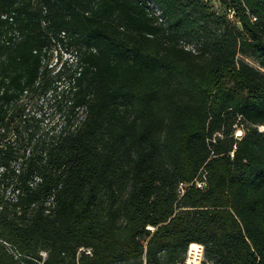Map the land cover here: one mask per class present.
Segmentation results:
<instances>
[{"label": "trees", "instance_id": "16d2710c", "mask_svg": "<svg viewBox=\"0 0 264 264\" xmlns=\"http://www.w3.org/2000/svg\"><path fill=\"white\" fill-rule=\"evenodd\" d=\"M261 127L264 0H0V264H264Z\"/></svg>", "mask_w": 264, "mask_h": 264}, {"label": "rangeland", "instance_id": "374dc122", "mask_svg": "<svg viewBox=\"0 0 264 264\" xmlns=\"http://www.w3.org/2000/svg\"><path fill=\"white\" fill-rule=\"evenodd\" d=\"M212 3L218 7L220 5V0H212ZM66 46L67 45H61V44L58 45L56 50H54V52L49 54V59L47 58L49 60L48 68L49 70H51L50 77L54 79L55 81L57 79L56 78V75L58 74L57 71L63 62H68V64L70 65H72L71 63L73 62H74L73 65L75 64L73 53L71 49L67 48ZM240 58L256 66V64L251 59H246V58H243L242 56H240ZM55 84L59 86V88L57 89L53 88L51 91L47 93L46 96H42V97L35 96L29 102V105H30L29 108H31V112H36L37 116H39V114L42 113L46 118L47 124L58 121V117L60 115L56 113V105L58 101L61 100V98H63L62 92L65 91V96L67 95L68 89H66L67 87H65L66 86L65 78H63L60 82L56 81ZM56 95H57V98L55 99ZM82 113L83 112L81 111L78 114V116H81ZM242 128L240 127L237 129V132L235 134L236 137L241 136L243 134L244 131L242 130ZM261 129L263 130V128ZM150 228L153 229L151 230L152 232L156 230V228L154 227H150ZM185 264H186V261H185ZM195 264H208V263L205 262V259L203 257L201 261H198Z\"/></svg>", "mask_w": 264, "mask_h": 264}, {"label": "built area", "instance_id": "2783aa9c", "mask_svg": "<svg viewBox=\"0 0 264 264\" xmlns=\"http://www.w3.org/2000/svg\"><path fill=\"white\" fill-rule=\"evenodd\" d=\"M229 1V0H224ZM149 12H151L155 17H157L159 23H163L165 26L167 25V22L165 18L162 16V10L153 2H149ZM230 18H234V11H230L229 13ZM255 19V18H254ZM62 37L66 35L65 32H62ZM66 42V41H65ZM191 49L194 51L195 49L191 47ZM263 128V127H261ZM262 130V129H261ZM264 130V128H263ZM207 173L203 171L201 175L196 177L194 180L190 182H181L177 186V194L179 197H182L187 190H189L192 187L205 190L208 186V180H207ZM149 230H153L152 228L148 227ZM192 245H190V248L188 250V254L186 257V264H195L198 261H201L204 257V246L201 244H195L197 248L193 249ZM87 254H91V250H85ZM44 256H46V253H42ZM143 264H148L146 260H144Z\"/></svg>", "mask_w": 264, "mask_h": 264}, {"label": "bare ground", "instance_id": "6f19581e", "mask_svg": "<svg viewBox=\"0 0 264 264\" xmlns=\"http://www.w3.org/2000/svg\"><path fill=\"white\" fill-rule=\"evenodd\" d=\"M193 245H192V248L193 249H195V248H197V246L195 245L196 243H192Z\"/></svg>", "mask_w": 264, "mask_h": 264}]
</instances>
